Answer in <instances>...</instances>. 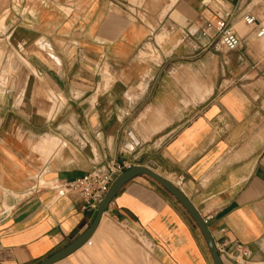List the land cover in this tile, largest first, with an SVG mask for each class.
Wrapping results in <instances>:
<instances>
[{"label": "crops", "instance_id": "crops-1", "mask_svg": "<svg viewBox=\"0 0 264 264\" xmlns=\"http://www.w3.org/2000/svg\"><path fill=\"white\" fill-rule=\"evenodd\" d=\"M245 3L0 0V264H39L86 232L97 209L43 182L111 160L178 187L224 264H264V25ZM220 17L235 51L203 34ZM54 264L214 263L188 212L141 175Z\"/></svg>", "mask_w": 264, "mask_h": 264}, {"label": "built area", "instance_id": "built-area-1", "mask_svg": "<svg viewBox=\"0 0 264 264\" xmlns=\"http://www.w3.org/2000/svg\"><path fill=\"white\" fill-rule=\"evenodd\" d=\"M255 20V17H247L245 18V23L247 25H253ZM203 34L211 39L218 38L219 44L227 52L235 51L241 45L240 38L225 17L208 21ZM257 37L264 38L263 27L257 33ZM128 168L129 165L126 163L111 160L95 165L89 173L82 177L73 180L55 179L49 182H43V185L54 189L58 197L76 194L85 202L87 208L95 210L107 193L115 177ZM8 213V209H2L0 211V219L6 217ZM238 252L243 257H248L249 255V251L242 245L238 246Z\"/></svg>", "mask_w": 264, "mask_h": 264}, {"label": "water", "instance_id": "water-1", "mask_svg": "<svg viewBox=\"0 0 264 264\" xmlns=\"http://www.w3.org/2000/svg\"><path fill=\"white\" fill-rule=\"evenodd\" d=\"M141 175L147 176L157 182L183 206V208L188 212V214L191 216V218L197 225L199 231L201 232L209 249L213 263L224 264L219 254V251L217 250L209 227L207 226L204 218L201 216L199 211L195 208L194 204L190 201V199L178 187H176L174 184H172L170 181H168L161 175L157 174L156 172L147 167L139 166L131 167L115 177L107 193L98 204L97 215L86 232H84L81 236H79L65 248L48 257L47 259L43 260L39 264H54L68 257L69 255L77 251L80 247H82L92 237L100 223L104 212L108 209L109 204L113 201V199L122 189V187L133 178Z\"/></svg>", "mask_w": 264, "mask_h": 264}, {"label": "rangeland", "instance_id": "rangeland-1", "mask_svg": "<svg viewBox=\"0 0 264 264\" xmlns=\"http://www.w3.org/2000/svg\"><path fill=\"white\" fill-rule=\"evenodd\" d=\"M244 8L250 10V12L264 25V0H246ZM235 31H237V28H235ZM248 31L249 29L246 30V34ZM214 40L215 43H219L218 38H215ZM261 42L264 43V39L261 40Z\"/></svg>", "mask_w": 264, "mask_h": 264}, {"label": "bare ground", "instance_id": "bare-ground-1", "mask_svg": "<svg viewBox=\"0 0 264 264\" xmlns=\"http://www.w3.org/2000/svg\"><path fill=\"white\" fill-rule=\"evenodd\" d=\"M54 143V142H53Z\"/></svg>", "mask_w": 264, "mask_h": 264}]
</instances>
